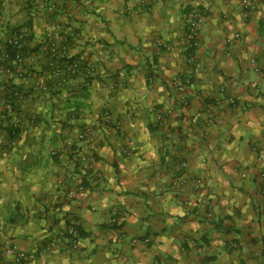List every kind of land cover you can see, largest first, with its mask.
<instances>
[{
    "label": "crops",
    "instance_id": "0c3cea01",
    "mask_svg": "<svg viewBox=\"0 0 264 264\" xmlns=\"http://www.w3.org/2000/svg\"><path fill=\"white\" fill-rule=\"evenodd\" d=\"M51 1L56 14L38 11L37 0H0V55L13 30L27 51L26 67L12 62L11 73H0V248L15 244L24 264H264L256 152L264 149V75L256 72L264 67V0H251L257 8L247 19L241 0H149V9L142 0ZM206 6L211 19L192 66L187 18ZM53 43L59 56L94 68L93 80L53 82L46 67ZM188 73L190 103L181 109L172 81ZM9 86L25 94L15 111ZM82 89L88 107L70 120L68 104ZM209 111L222 125H206ZM7 113L22 128L15 140ZM86 126L97 129L98 151L85 191L69 200L59 181L79 170L69 150L52 153ZM184 173L189 184L175 192L171 183ZM198 178L204 188L195 192ZM71 220L82 231L78 250L66 237ZM12 261L0 250V264Z\"/></svg>",
    "mask_w": 264,
    "mask_h": 264
},
{
    "label": "built area",
    "instance_id": "2783aa9c",
    "mask_svg": "<svg viewBox=\"0 0 264 264\" xmlns=\"http://www.w3.org/2000/svg\"><path fill=\"white\" fill-rule=\"evenodd\" d=\"M38 3V11H47L54 12L57 9V5L51 0H37ZM241 3L244 8V18H248L249 14L256 10L257 3L251 0H241ZM142 5H144L147 9L151 7V3L149 0H142ZM211 19V13L209 10V6L203 7L201 9L193 10L192 13L187 18V32H186V44H185V58L190 65L196 64L197 57V49L200 45V33L202 27L207 24ZM49 29L51 31H55L58 29V25L56 23H50ZM240 34H237L234 39H228L226 41V45H230L234 41L240 40ZM8 44H11L15 47L17 54L15 56L14 62L18 65H24L26 63V58L24 57V37L21 32H17L13 36L9 37ZM162 44H158L159 53L162 54ZM60 48L55 44H51L50 52L53 56L58 55L60 52ZM0 73H11V70L8 68L7 62L10 60V55L6 51L0 58ZM81 63L78 62L72 63L70 65H65L64 68H59L58 66L54 68L52 76L55 79H59L62 84H67L72 82L76 76H79V72L81 70ZM87 74L93 75L95 73V69L88 66L86 69ZM256 72H260L264 75V67H257ZM151 79V78H150ZM193 85V76L191 73H188L185 76L179 77L172 81V87L177 92V103L181 109H186L189 107V98L188 91L190 87ZM229 102L232 106H235L236 100L234 98H229ZM173 110H168L165 115H160L159 120H164L165 117L173 115ZM110 119V113L106 112L104 114L103 123H107ZM34 117H32V121ZM206 125H222V122L214 115L213 112H208L206 117ZM109 124H104L105 128H108ZM103 126V125H102ZM16 128V126H15ZM114 130H119L120 125L116 124L112 126ZM97 135L96 127L86 126L81 131H79L74 139H67L65 144V149L63 151H54L52 155L54 157H60L65 151H70L74 161L76 162L77 169L79 172L77 174H68L63 175L59 181L60 186L64 187L66 190V197L69 200L77 199L84 191L85 185L84 180L87 176L88 172L92 169L94 164V155L98 151V147L95 141V137ZM77 143V144H76ZM16 141H13V145H16ZM81 144H86L87 147L85 150L81 149ZM257 155L260 161L263 164V169L260 171V177L264 181V149H256ZM125 154H128V151L125 150ZM183 168L187 167V163H182ZM242 178L246 179L247 175L242 174ZM189 184V178L187 174H182L173 179L171 183V188L175 192H180L183 188H185ZM204 188V182L202 179L198 178L193 181V190L195 192H200ZM201 204L208 207L209 200L208 198H202ZM209 217H211L209 215ZM110 224L112 226L117 224V219L115 217L111 218ZM79 226L75 220H71L69 224V228L66 232V237L69 240L72 249H79ZM142 240L134 239L133 243H139ZM145 243H150V240H144ZM1 250V255L6 258H12V264H24L26 261V253L18 246L13 243L7 242L4 244Z\"/></svg>",
    "mask_w": 264,
    "mask_h": 264
},
{
    "label": "trees",
    "instance_id": "16d2710c",
    "mask_svg": "<svg viewBox=\"0 0 264 264\" xmlns=\"http://www.w3.org/2000/svg\"><path fill=\"white\" fill-rule=\"evenodd\" d=\"M56 12L57 11L55 10L52 14H56ZM50 23H55V22L51 21ZM17 32H19V30H13L11 32V34H10V37L13 36L14 34H16ZM50 48H51V44L48 46V51L46 53V57H47V66L46 67L48 69V73L50 74L51 80L53 82L55 81V82H58V83L62 84L59 79L53 78L52 73H53L54 68L57 67V66L59 68H64L65 65H70V64L75 63V62H78L80 64V62L78 60H76L75 58H73V57H71V58H67V57H64V56L61 57V56H59L60 52L58 53V55L53 56L51 54V52H50ZM5 51L7 53H9V55H10V60L7 62V65H8V68L11 70L9 64L14 62L15 56L17 54V51H16V49H15V47L13 45L8 44V40L6 42ZM23 52H24V57L27 58V56H26V52L27 51H26V48H25V43H24ZM2 55H3V53L0 55V58H1ZM157 57H158V54H155L154 55V62L157 61ZM0 65H1V60H0ZM18 66L23 67V66H25V64L24 65H19L18 64ZM147 66H148L147 67V69H148V78L150 79V77L154 76L153 69H152L153 66L151 64H147ZM81 67L82 68H81V70L79 72V76L83 77L88 82L93 80V78H94L93 75L94 74L93 75H91V74L88 75L87 74L88 71H86V69H88V66L81 64ZM27 76H28V74H27ZM76 78H77V76L75 77V79ZM8 89L11 92L10 93L11 94V100L15 101L14 102V106H15L16 101L20 102V100L25 97V94L18 87L9 86ZM89 97H90L89 90L88 89H82V92H81L80 96L76 97L74 100H70V104H68V107L70 109L69 112H68L70 120L80 119L81 118V112L80 111L87 109L88 105H85L84 101L87 102ZM17 107H18V104H16V106H15V108L13 110L14 111L17 110ZM5 121H7V123H9L8 126H7V131H8V134H9L10 138L12 140H15V139L19 138V136L21 135L22 128L19 127L18 125L13 124L11 122L12 121V117L9 115V113L6 114ZM29 121L32 122V118L31 117L29 118ZM33 121L35 122L36 119H34ZM10 122H11V124H10ZM15 126H16V128H15ZM78 229H79V233H80V237H81L82 231L80 230V228H78Z\"/></svg>",
    "mask_w": 264,
    "mask_h": 264
}]
</instances>
